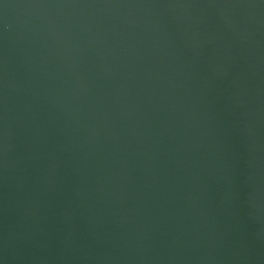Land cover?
<instances>
[{"label":"water","instance_id":"1","mask_svg":"<svg viewBox=\"0 0 264 264\" xmlns=\"http://www.w3.org/2000/svg\"><path fill=\"white\" fill-rule=\"evenodd\" d=\"M0 264H264V0H0Z\"/></svg>","mask_w":264,"mask_h":264}]
</instances>
